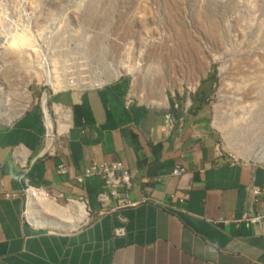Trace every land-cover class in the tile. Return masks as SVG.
<instances>
[{
    "label": "crops",
    "instance_id": "obj_1",
    "mask_svg": "<svg viewBox=\"0 0 264 264\" xmlns=\"http://www.w3.org/2000/svg\"><path fill=\"white\" fill-rule=\"evenodd\" d=\"M129 91L127 79L117 78L49 95L64 120L53 155L44 152L41 107L0 121V264H264V164L219 151L207 87L168 102L161 96L157 104ZM102 161L129 169L133 204L100 202L97 175L77 181ZM176 165L181 176L172 173ZM24 177L57 196L56 203L26 205L18 194ZM66 209L75 226L47 213ZM29 210H37L34 217ZM246 213L259 218L246 222Z\"/></svg>",
    "mask_w": 264,
    "mask_h": 264
},
{
    "label": "rangeland",
    "instance_id": "obj_2",
    "mask_svg": "<svg viewBox=\"0 0 264 264\" xmlns=\"http://www.w3.org/2000/svg\"><path fill=\"white\" fill-rule=\"evenodd\" d=\"M263 67L264 0H0V114L8 118L27 92L30 107H41L44 88L60 90L45 71L59 81L65 71L85 82L124 78L131 95L154 104L206 86L219 151L264 164ZM47 213L79 223L67 209Z\"/></svg>",
    "mask_w": 264,
    "mask_h": 264
},
{
    "label": "built area",
    "instance_id": "obj_3",
    "mask_svg": "<svg viewBox=\"0 0 264 264\" xmlns=\"http://www.w3.org/2000/svg\"><path fill=\"white\" fill-rule=\"evenodd\" d=\"M59 77H65L69 78L68 80L76 79L77 81L85 82V76L80 77H74L71 75L70 71H65L63 75H58ZM103 84V83H102ZM101 85V84H100ZM98 86V85H95ZM89 88V87H88ZM87 89L86 87H80L75 86L74 84L71 86L61 87L58 91H81ZM54 93V91H52ZM51 93V94H52ZM47 94L46 89H43L42 97L45 98V103H42V97H41V111L44 116V119L46 121L45 126V133H44V152L47 155H53L56 152V141L57 137L62 133L59 131L60 125L64 124V120L61 119V117L57 116L58 110H60L61 107L58 108L57 106H53V104H48L47 102V96L51 95ZM30 101L24 108L27 109L30 106ZM166 123L168 127H172L174 123V117L172 114L168 111L166 113ZM49 120V124L47 121ZM172 173L176 176H181L184 173V168L176 165ZM97 175L103 183L104 191L100 192L97 195V198L100 202H106L110 198L115 201V208L129 206L133 204L128 199V191L132 184V175L121 162L119 161H102V162H92L85 170L82 176H80L77 181L82 182L83 177L89 176V175ZM253 194H259L260 189L255 188L252 190ZM17 193H5V196H14ZM23 195L26 205L30 201H37L39 198H50L52 201H56L57 196L52 194L48 189L42 186H35L32 185L27 178L24 177V186L21 189V191L18 193ZM186 198V194L182 197L181 200ZM65 201L67 203L73 202L74 199L66 198ZM80 202H83V200H78ZM108 209H106L107 211ZM105 211L100 210L98 213L103 214ZM259 218V216L252 215L250 213H246L243 216L244 221L246 222H254ZM122 229H118V233H121Z\"/></svg>",
    "mask_w": 264,
    "mask_h": 264
},
{
    "label": "bare ground",
    "instance_id": "obj_4",
    "mask_svg": "<svg viewBox=\"0 0 264 264\" xmlns=\"http://www.w3.org/2000/svg\"><path fill=\"white\" fill-rule=\"evenodd\" d=\"M125 68H127V69H129V71H134V67H133V65L131 66V65H129V66H126ZM262 68V66H260L259 65V67H257V70H258V72H261V71H259V69H261ZM263 70H264V67H263ZM43 74H44V76H45V78H46V81L51 85V86H53L56 90L59 88L58 86H62V87H67V86H71V85H75V86H80V87H92V86H95V85H100L101 83H99V81H97V82H95V81H93V79H91V78H89L90 79V81H88V82H82V81H77L76 79H73V80H68L69 78H65L64 80H61V81H59L58 79H56V80H54V78L55 77H53V76H51L52 74H50V72L49 71H45V72H43ZM254 74H255V72H254ZM117 75H119V72H117ZM259 76V75H258ZM80 77V76H79ZM88 79V80H89ZM251 80V79H250ZM47 83V84H48ZM195 86H196V83L195 84H193V86H192V88L194 89L195 88ZM3 87V86H2ZM24 91H25V94H26V92H27V89L25 88L24 89ZM1 95V94H0ZM27 99L28 100H26L25 102H24V104H23V106L21 107V108H19L18 110H17V112H20L21 110H22V108L24 107H26V105L28 104L27 102L28 101H30V94L27 92ZM45 98L46 97H43V99H42V103H45ZM164 102H166L165 101V97H164ZM159 104V103H158ZM10 110H12V108H10ZM9 115V114H8ZM7 114H5V115H3V114H0V121H3V120H5L6 118L7 119H10V118H8L9 116H8ZM8 116V117H7ZM50 123V122H49ZM48 123V124H49ZM39 199H41V198H39ZM36 201H31V202H29L28 204H33V203H35ZM39 202V200H37V202L36 203H38ZM52 202H54V201H52ZM47 203V202H46ZM54 203H56V202H54ZM51 204V203H50ZM40 205V204H39ZM44 205V204H43ZM48 209H50V208H48ZM82 214H83V212H81V211H79V217L80 218H82Z\"/></svg>",
    "mask_w": 264,
    "mask_h": 264
}]
</instances>
